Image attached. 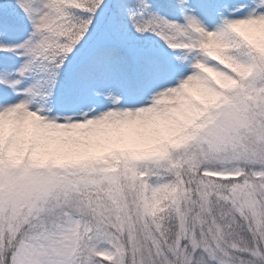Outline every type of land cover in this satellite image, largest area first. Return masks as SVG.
Masks as SVG:
<instances>
[{"label": "snow or ice", "instance_id": "1", "mask_svg": "<svg viewBox=\"0 0 264 264\" xmlns=\"http://www.w3.org/2000/svg\"><path fill=\"white\" fill-rule=\"evenodd\" d=\"M0 264H264V0H0Z\"/></svg>", "mask_w": 264, "mask_h": 264}]
</instances>
